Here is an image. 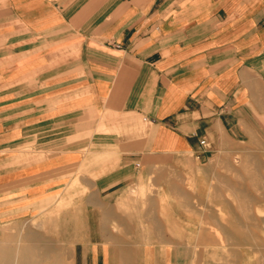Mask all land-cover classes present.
Masks as SVG:
<instances>
[{"label":"crops","instance_id":"obj_1","mask_svg":"<svg viewBox=\"0 0 264 264\" xmlns=\"http://www.w3.org/2000/svg\"><path fill=\"white\" fill-rule=\"evenodd\" d=\"M1 1L11 21L52 33L48 53L68 57V65L21 103L0 94V119L9 117L0 124V146L17 139L15 111L20 133L47 129L58 143L61 130L70 142L78 124L102 127L108 149L97 151L111 159L102 164L107 188L155 191L148 201L123 199L149 226L121 235L113 229V194L87 201L98 209L84 264H189L191 243L216 237L191 230L195 219L220 226L226 253L264 264L257 257L264 254V197L247 194L264 191V0ZM8 153L0 151V220L26 205L15 198L42 195L41 174L76 159L69 150L14 168Z\"/></svg>","mask_w":264,"mask_h":264},{"label":"rangeland","instance_id":"obj_2","mask_svg":"<svg viewBox=\"0 0 264 264\" xmlns=\"http://www.w3.org/2000/svg\"><path fill=\"white\" fill-rule=\"evenodd\" d=\"M1 2L0 0V5H2ZM6 14V10L0 9V94L11 93L13 97L17 98L15 101L21 103L26 100L24 96L39 88L43 77L52 75L53 70L61 68L63 65L67 67L68 57H51L49 55L48 52L51 53L54 47L52 33L39 35L29 31L15 19L11 21ZM64 50H66V54L69 53L67 48ZM20 114V111H15L11 117L13 126L17 127V133L14 134V138L17 139L7 147L0 146V151L8 150V154L12 155L14 168L33 165L37 161L48 160L57 152L69 150L76 151V159H71L72 165L50 169L39 176V180L44 183L45 190L38 198L26 199L28 195H22L14 199V202L20 201L26 205L0 220V248H16L19 251L20 245L25 242L24 236L28 231L34 233L49 231L52 235L59 233V236L69 238L67 240L71 242L72 252L62 255L63 264H84L89 258V254L84 251L90 245L87 235L94 225V222L91 221L92 207L94 210L98 209L87 201L92 200L95 196L105 199L109 193L113 194L109 197L113 199L109 201L119 202L115 206L117 215L113 220L115 233L121 235L125 230L146 228V224L149 226L148 222L136 220L139 215L138 207L124 205L123 199L135 197L148 201L150 193L155 191L149 189L150 192L146 193L144 189L133 188L131 185L130 190L123 192L117 190L115 188L117 184L111 182L108 187L111 186L107 188L108 172L106 167L102 168V164L111 159L105 155L102 156L99 152L102 149H108L107 135L106 133L102 134V127L94 126L91 131L90 127L86 130L83 124H78L77 133L73 136L75 140L70 142L62 140L69 138V134L67 130H61V141L58 143L52 140V136L49 134L52 132L47 129L39 131L36 128H31L27 133H20L19 126L22 118ZM8 118H1L0 124L1 121L8 120ZM92 149L94 154L90 152ZM87 155H89L88 158H86ZM65 161L64 163H68L67 159ZM102 182H105L103 185L106 186L101 189ZM120 183L121 186L125 184L122 181ZM22 186L27 187L28 184ZM22 191H25V188ZM247 194L253 195V197H264V191L259 190L247 191ZM261 211L258 209L259 213H262ZM93 214L95 213L93 212ZM94 218L97 217L94 216ZM103 224L105 227L107 220ZM65 238L63 239L65 240ZM193 242L194 252L192 250L189 264H200L199 247L195 241ZM222 244L227 245L226 241ZM237 248L238 251L242 249L239 246ZM257 257L264 261V254H258ZM227 258L226 261L218 260L216 264H244L243 254H229Z\"/></svg>","mask_w":264,"mask_h":264},{"label":"bare ground","instance_id":"obj_3","mask_svg":"<svg viewBox=\"0 0 264 264\" xmlns=\"http://www.w3.org/2000/svg\"><path fill=\"white\" fill-rule=\"evenodd\" d=\"M250 164H252V163H250ZM158 177H159V175H158ZM160 177H161V175H160ZM262 178H261V180H262ZM150 187H152V186H150ZM143 195H144V193H143ZM169 197H171V196H169ZM179 200H181V199H179ZM235 200H237V198ZM247 212H249V211H247ZM223 215H224V213H222V216ZM190 217H194V216H190ZM106 220H107V217H102V219H101V224L103 225V229H104V224L103 223ZM172 222L174 224H178L174 220H172ZM210 222L209 221H202V220H198V219L192 220V222L189 221V225H190V229L191 230H195V229L198 230L199 229L201 231H208V233L210 232L212 234L214 232L216 233V234H214L216 237L213 236L214 239L211 238V237L209 239L208 238L206 239L205 237L202 238L203 236L202 237L200 236L199 243L196 244L197 247H199L198 258L200 259V264H216V262L218 260H225V261L228 260L227 257H228L229 254L226 253V247L224 246V244H222L224 241L222 242V239L223 238L220 236L221 235L220 232H219V231H221L220 230V226L219 227L218 226H215L212 222L211 223ZM171 223L169 222V224H171ZM174 224H171V225H174ZM232 224L235 225V228L238 231L243 232V228L240 226V223H233V221H232ZM28 228H30V227L28 226ZM58 234L56 233V234L52 235V234L49 233V231H46V232H43V233H38V232L37 233H34L33 231H28L25 234V236H24L25 242H23V244L20 245L19 251H17L16 248H11V249H3V248H0V264H63L64 263V260L62 258V255H65V254L67 255V253L70 254L72 252V247H71V242L67 240L69 238L66 239L63 236V238H65V240H64L62 238V235L60 234L61 236H59ZM192 239H194V238H192ZM203 239H205V240L203 241ZM259 240H260V238H259ZM218 242L221 243V246H222L219 249L221 251H225V253H222V252L221 253H219V252L217 253V251H219L218 250V246H217ZM226 242H228V240H226ZM230 242H231V240H230ZM193 243L194 242H192L191 245H194ZM17 246H18V244H17ZM255 250L257 251V249H255ZM256 251H254V252H256ZM193 252H194V250H193ZM194 254H196V253H194ZM194 260L192 262H194Z\"/></svg>","mask_w":264,"mask_h":264},{"label":"built area","instance_id":"obj_4","mask_svg":"<svg viewBox=\"0 0 264 264\" xmlns=\"http://www.w3.org/2000/svg\"><path fill=\"white\" fill-rule=\"evenodd\" d=\"M201 144L207 146V145H208V141H207V139H206V138H203V139L201 140Z\"/></svg>","mask_w":264,"mask_h":264}]
</instances>
